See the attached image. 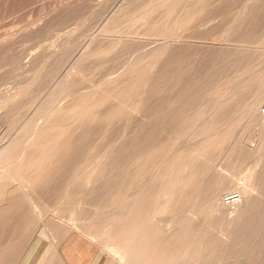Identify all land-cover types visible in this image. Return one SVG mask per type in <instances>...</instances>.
<instances>
[{
  "label": "rangeland",
  "instance_id": "1",
  "mask_svg": "<svg viewBox=\"0 0 264 264\" xmlns=\"http://www.w3.org/2000/svg\"><path fill=\"white\" fill-rule=\"evenodd\" d=\"M167 45L172 46V50H175L176 47L183 46L192 48L193 52L190 57L186 55H176V57L180 59L178 61H183V68L190 70V74L186 80L179 82L178 89H172L169 80H160L162 87L159 84L157 87L153 88V90H160V95L154 99H148L150 107H154L158 99H160L162 112L176 111L180 106L179 95L182 92L181 90L185 89V91H187L192 89L199 82H204V84H206L213 75L212 71L224 70L225 66L228 65L227 62L231 60L230 54L236 55L234 57L235 59L250 58L248 62H244L246 66H244L242 70L243 72L247 71L248 75L256 72L253 76L251 75V79H256L258 77V82H260L259 85L261 86L254 91L252 90L251 92L253 93H249V95H247L248 98L245 97L243 102L239 101L235 103V105L232 106L233 112L231 114L228 112L229 116L225 121H214V115H212V113H210V115H204L203 113L196 118L197 111L190 110V107H187L184 112V118L178 124V126L181 124V130L179 128L174 131H169L164 127L158 131V135L160 134V164H158L159 161L151 163L142 161V163L135 158L132 159V155L129 156V161L126 163L123 156L129 153L127 150L112 161L108 158V149L103 148L102 163L98 164L93 176L91 175L90 179H86V185L85 183L82 184L84 181L80 180V183L79 180H76L74 184L72 183L76 186L75 188L71 182H69H74L75 180H68L70 183L68 188L67 186L69 183L67 180L66 183L65 180H51L53 183L50 182L46 184L48 189L42 186L35 188L34 193L37 194V196L41 195V197L39 196L38 200L37 196L33 193L34 195L30 197V199L33 198V200L30 201L29 199L23 198L22 202L26 203L27 201L30 207H28L27 204L23 205L25 211H23L24 209L22 208V216L15 215L17 218L16 220L15 218H8V215L5 216L7 219L3 217L4 215L2 216L4 221L8 220L6 221L8 226H6V224L5 228L4 226H0V231L2 237L5 234L4 237L8 240L5 241L4 237L0 238V241L3 239V241H1L3 244L0 243V245L3 246H0V249L4 250L7 244L9 245V243H12L11 241H13L12 239H14V237L16 239L15 241H18L20 246L23 247L24 244L30 242V239L38 232H42L46 225L62 223L61 225L68 226L70 220H72V225L71 223L69 224L70 228L72 230L79 229L76 231L82 234L85 233L86 237L90 238L92 241L95 240L94 243H98L95 244L99 246L102 256L111 262V264H136L138 261L140 263V259H137L138 261L130 260L128 253L130 250V239L135 237V234H133L135 232L133 230L127 232V234L130 233V239L128 240L125 236L120 237V243L116 240L112 228L114 225L110 221L116 213L111 208H104L101 206L95 195L91 196L88 193H92L95 189L93 188L95 184H91L89 180L93 178H97V180H106L110 176H115L119 180H127L128 175L137 173V176H139L137 178L138 180L142 178L145 179V177L149 178V180L160 179V182L163 180H181L182 184L181 182L176 185L174 184V190H170L175 192L180 187L184 186L186 179H192L190 175L192 174L193 166L196 161L194 157H197L202 163H206V159L203 157L205 153H209V149L207 148L206 151V148H201L199 151H196L193 146L195 143H198L197 140L200 142L201 139L203 140V136L206 137L211 133V129H208V127L210 128L213 125L221 127L222 130H224L222 132L225 134L228 133L229 135L237 136L239 140L238 144L242 146L240 149L251 146L253 150L256 151L246 163L238 167L242 173L236 178L231 174L234 164L229 166L226 165L225 162L223 165H226L224 170L227 174L220 175L218 173L215 174L214 177L209 178V180H229L222 187L220 193L219 203L222 209L226 210L228 215L231 214V216L234 217L237 216V213L232 212L238 210L244 203L243 199H241L239 202L231 205V210H228L227 204L223 200V197L228 194L241 195L243 190L246 189L250 191L255 198L260 195V190H264V88H262L264 87V0H0V102L3 100L4 96L7 95L6 92H3L1 86L4 84L2 83L6 84L5 87H16L19 89L17 90L15 88L17 92H26V99L24 96H20V102H25L32 97L39 100L38 98H40V96L38 90L44 80L43 75L45 76L48 71H51L52 74L57 73L60 69L68 66L71 60L78 55L82 56L77 65L71 69L72 72H69L67 76L69 80L66 79V83L69 82L67 85L70 86L69 84L74 81L80 82L84 83L87 88L97 84L102 85L98 95L94 96V100L98 98L99 94L103 97L105 93L116 92V90L125 88L132 82L136 83L138 79H142L138 87L145 90L150 89L151 86L147 84L148 80L159 71L160 75H164L171 64L168 62L167 53L163 51L162 53L160 52V55H153L155 60L147 54L152 51L158 53L159 49H163L164 46ZM241 51H243V53ZM246 54L249 55L247 56ZM152 63L156 65L153 66ZM147 67L148 69L145 70ZM226 71L230 76L238 73L234 70L226 69ZM41 72H44V74ZM77 75L79 78L76 77L77 80L75 79L73 81V78ZM228 81V78H222L217 83L218 87L221 88L220 95L222 94L225 96L226 109L229 108V102L239 97V89ZM29 88H31V90ZM35 91L37 93H35ZM2 93L5 94L3 95ZM212 93L216 95L218 92L216 93V91H214ZM133 94L134 93H132V95ZM29 95L31 97H28ZM64 95V90H57L54 94V101L60 102ZM22 97L24 101H22ZM115 103V97H110L104 102L106 106ZM221 104L222 106L224 105V103ZM66 106L67 104L65 107ZM203 108H205V104L202 105V109ZM134 114H136L135 111L128 107L126 116L131 115V117H128L136 120L140 114L137 112V117H135ZM139 118L140 120L137 119L138 121L148 126L150 125L149 121L151 118H145L141 115ZM125 121L127 123L128 119L123 120L120 124H125ZM165 124H167L166 118H164V126ZM194 126L198 127V129L195 130ZM153 127L158 128L154 123ZM136 129L137 126L135 121L131 130L133 131ZM136 135L145 134L135 133L132 137ZM197 137L200 139H197ZM181 139L182 141H180ZM122 143L123 140H120L118 144L120 145ZM203 150L204 152H202ZM188 151H190V153ZM214 154L216 155L218 153L214 152ZM186 155L189 157H185ZM181 157H183V159H181ZM140 163L143 165L141 166ZM146 164H148V166ZM13 182L16 183L18 188L12 185L15 184ZM10 183H12L11 185L17 188L19 190L18 192L23 196L25 183L22 180H13ZM76 183L79 185L77 186ZM169 184L170 183H160V196L163 195L164 189L167 190V186L170 187ZM82 186L83 188L86 186L87 192L85 188L84 190L82 189ZM80 187L83 194L78 190ZM91 187L93 189H91ZM176 187L178 188L176 189ZM132 192H128V194L130 196L137 195ZM74 194L76 196H74ZM77 195L79 198H77ZM81 195L82 198L84 195L88 197L89 200H86L84 197L83 200L86 202L84 203L82 198H80ZM43 196H45V198H43ZM63 197L68 198L64 200ZM75 197L81 199V203H83L79 205L80 200H77ZM226 198L227 197H225V199ZM55 199L59 201L55 202ZM174 199L175 195L171 193L170 198L168 197L166 203L160 209V216L156 217L155 221L160 225V239L164 236L175 237L180 232L176 222L178 221V216L174 212ZM35 200H38L39 203ZM76 200L78 201L77 203ZM34 201L36 204H34ZM57 202H59L60 206H58ZM60 202H62V204ZM42 203L45 204V206L47 204L48 207L42 206ZM53 203L56 204L53 205ZM95 205H97V207ZM61 206L64 207V209L61 208ZM69 206L74 208L72 212ZM95 207H99L100 209H95ZM42 208H49L50 210L48 209L44 212L45 209ZM56 208L60 212H58ZM78 208H80L79 211ZM37 209L39 212L41 211V214H38ZM55 210L58 215H56ZM65 211H68V213ZM110 211L114 213H108ZM97 212L100 216L96 217L95 214H97ZM26 213H28V215H26ZM33 213L34 215L31 217ZM52 213L55 216H53ZM104 214L105 216H103ZM106 214H111L112 217ZM72 215L73 217L77 216L74 217V219ZM85 215L87 220L83 219ZM210 217L214 220H220L218 223H210L207 221V224L204 226V230H206L208 236L211 237V234H213L215 230H224L226 228V220L221 219L220 216L210 215ZM89 218L92 222V219L97 218L96 220H98V218H100V222H98V224L96 223V226L95 223H91ZM187 218L191 220V218L194 217L188 214ZM75 220L77 222H75ZM96 220L94 222H97ZM27 221H29V223ZM53 221H55V223H53ZM14 223H18L19 225ZM90 223L91 228L89 225ZM109 224L112 225L110 226ZM16 225L21 229L19 227H14ZM34 225L37 227L33 230L34 227L32 226ZM13 227L18 233L13 234ZM96 229L100 230L98 231ZM22 231L25 233H20ZM28 232L31 233L30 236L33 233L30 239ZM95 233L98 235H95ZM23 235L24 237H22ZM91 235L95 237L92 236L93 238H91ZM97 236L101 237L99 238ZM103 238L104 240H102ZM21 240L23 241L20 242ZM5 242L9 243L4 244ZM23 242L24 244H21ZM205 244L199 245L197 248H192L186 244L180 247L178 246L177 250L180 252L178 264H225L223 261H216L213 263V260L218 258L219 252L215 247H208ZM100 245L102 246L100 247ZM185 246L187 248H185ZM118 256L121 258H117ZM126 256H128V258ZM247 256L248 255L236 257L234 260H236L237 264H248L246 262ZM125 258L128 261H126ZM120 261L122 263H120Z\"/></svg>",
  "mask_w": 264,
  "mask_h": 264
},
{
  "label": "bare ground",
  "instance_id": "2",
  "mask_svg": "<svg viewBox=\"0 0 264 264\" xmlns=\"http://www.w3.org/2000/svg\"><path fill=\"white\" fill-rule=\"evenodd\" d=\"M171 48L172 46L167 45L164 46L163 49H159L158 53L152 51L147 54L148 56H151L154 59L153 55H160V52L162 53L163 51L167 53L168 62L171 64L169 65L168 71L165 72L164 75H160V71H159L157 74H155L152 78L148 80L147 84L148 86H151L150 89L145 90L138 87V85L140 84L139 82L142 80V79H138L136 83L132 82L130 85L126 86L125 88L116 90V92L105 93L103 97L101 96V94H99L96 100H94V96L98 95L102 85L97 84L91 86L90 88L89 87L87 88L84 83L74 81L76 77H78V75L75 76V78H73L74 82L72 81L73 83H70L69 84L70 86L67 85L69 82L66 83L67 82L66 79L69 80V78H67L69 72L74 66L77 65L82 55H78L76 58H73L68 66L64 67L63 69H60L57 73L52 74L51 71L50 72L45 71L47 72V74L45 76L43 75L44 80L42 81V83L40 81L41 85L39 84L40 85L39 90L37 88L40 96V98H38L39 100L35 99V97H32L25 102H20L19 97L20 96L25 97L27 95L26 92L24 91L17 92V90L19 89H17L16 87H5L6 84L2 83L3 80L1 81V83L4 84L1 86L3 92H6L7 94L0 102V226L1 227L4 226L5 228V224L7 223L6 221H8V220L6 221L3 220V217H5L6 215H8V218L10 217L11 219L15 218V220L17 219L16 216L19 215L22 216L21 211L22 208L24 207L23 205L27 204V201L26 203L22 202L23 198L29 199L30 201L33 200V198L30 199V197H32V195L35 194L34 193L35 188L37 187L39 188L40 186L46 187V184L50 183L51 180H65V183L66 180L67 182L68 180H75L74 182L69 181L71 182V184L72 183L74 184L76 180L79 181L82 180L84 181L82 184L85 183L86 185L87 182L86 179L88 178L90 179L91 175L93 176L98 164L102 163L101 158H102L103 148L108 149V158H110V160L112 161L115 160V158L118 157V155L122 154L125 150H127L129 151V153L123 156L126 163H128L129 161V156L132 155V159L135 158L139 162L143 161L146 163H151L154 161H159L158 164H160V145H159L160 134L158 135V131L164 127L169 131H174L179 129L181 124L179 126L178 124L184 118V112L186 111L187 107H190V110L197 111L196 118H198L203 113L204 115H210V113H212V115H214V121L216 122L225 121L229 116L228 112L230 114L233 112L232 106L235 105V103H238L239 101L243 102L245 97L248 98L247 95H249V93H253L251 92L252 90L254 91L261 86L259 85L260 82H258V77L256 79H251V75L253 76L254 73L256 72L248 75L247 71L243 72L242 70V68L246 66L244 62H248L250 58L245 57L243 59H235L234 57L236 55L230 54L231 60L227 62L228 65L225 66L224 70L212 71L213 75L210 81H207L206 84H204V82H199L192 89H189L187 91H185V89L181 90L182 92L179 95L180 106L176 111L162 112V109L160 107V99H158V102L155 104L154 107H150L148 104L149 101L148 99H152V98L154 99L158 95H160V90H153V88L157 87L160 84V80H164V79L169 80L171 88L178 89L179 82H183L184 80H186L190 74V70L183 68L182 65L183 61H178L180 59L177 58L176 55L179 54L190 57V55L193 52L192 48L184 47V46L176 47L175 50H172ZM241 52L243 53V51ZM152 65L155 66L156 64L152 63ZM147 69L148 67L145 70ZM226 69L234 70L235 72L238 73H236V75L230 76L228 75ZM41 73L44 74V72ZM222 78L224 79L228 78L229 79L228 82H231L234 86H236V88L239 89V97L236 100L228 103L229 105L228 109H226L225 96L222 94L220 95L221 88H219L217 84L218 81L221 80ZM29 89L31 90V88ZM57 90L58 91L64 90L65 92V95L64 97H62L60 102L54 101L55 99L54 94ZM214 91L218 93L214 95V93H212ZM35 93L37 92L35 91ZM132 93L134 94L132 95ZM30 95L28 97H31ZM110 97H115L116 103L113 105L106 106L104 102H106L107 99ZM22 101H24V98ZM221 103H224V105L222 106ZM66 104L67 106L65 107ZM203 104H205V108L202 109ZM128 107L132 108L136 114L138 112L141 116L145 118L146 117L151 118L149 121L150 125L148 126L145 123L138 121L137 119L140 120L139 114L136 120L133 118L132 120L130 118L131 115H133L131 113H130L131 115H128L130 117L126 116ZM136 114H134L135 117H137ZM126 118L128 119L127 123L125 121V124H120L122 123L123 120H127ZM164 118L167 119V124H165V126H164ZM135 121H136L137 129L132 131L131 128L132 125L135 123ZM153 123L156 124L158 128H154ZM194 129L196 130L198 129V127L194 126ZM208 129H211V133L206 137L202 135L203 140L201 139L202 141L200 140V142L197 140L198 143H195L193 146L194 150L196 151H199L201 148H206V151L207 148L209 149V153L208 154L205 153V156L203 157L204 159H206V163H202L200 160L197 159V157H194V160L196 161H195V165L193 166L192 174L190 175L192 179L191 180L190 178L189 180L186 179L184 186L180 187L175 192L170 190L175 188V186L173 185L179 184L181 180H163L162 181L163 184L170 183L169 184L170 187L167 186V190L164 189L163 195L160 196V183H162L160 182V179L149 180V178L145 177V179L142 178L141 180H138L137 178L139 176H137V173L128 175L127 180H119L115 176H110L106 180H97V178H93L89 180V182L91 181V184L94 183L95 186L96 185L97 186L95 187L93 185L94 186L93 188L95 189L92 191V193L91 192L88 193L91 196L95 195V197L99 200L101 206H103L104 208L105 207L111 208L116 213L114 217H112L111 215L114 212L111 213L110 211L108 213L111 214H106L112 217L110 221L114 225V227L112 228L116 240L120 243V237L122 236L127 237L128 240L130 239L129 236L130 233L127 234V232L129 230H133L135 232L133 233L135 234V237H132V239H130V243H129L130 250L128 251L130 260L132 259L134 261L135 260L138 261L137 259H140V263L139 261L137 263L136 262L134 263L178 264L180 259V255H179L180 252L177 250L178 246L180 247L186 244L192 248H197L199 245L201 246L206 243L205 245H207L208 247H215L219 252L218 258L216 260H213V263H215L216 261H223L225 262V264H231V263L237 264L234 258L241 257L243 255H248L246 260L248 264H264V190L263 189L260 190L261 193L260 195L257 196V198L252 196L251 192L246 189L243 190V193L241 195L240 194L235 195L231 193L225 196L227 197L226 199L225 197H223V200L227 204L228 210H231V205H234L236 202H239L241 199H243L244 201L242 205L240 204L241 206L239 207L238 210H234L232 212V213H237V216L232 217L231 214L228 215L227 211L222 209L221 204L219 203L222 187L229 180H209V178L214 177L215 174L218 173L220 175L227 174L224 170L226 165L232 166L233 164L234 165L232 166L233 169L231 170V174L236 178L239 174L242 173L240 172L238 167L246 163L256 151L253 150L251 146H250L251 148L246 147L240 149V147L242 146H239L240 144H238L239 140L237 139V136L229 135L228 133L225 134L224 132H222L224 130H222V128L219 126L213 125L210 128L208 127ZM135 133H142L145 135H136L132 137V135ZM198 138L199 137H197V139ZM120 140H123V143L119 145L118 143ZM180 141H182V139ZM188 152L190 153V151ZM202 152H204V150ZM214 152L218 154L215 155ZM185 157H189V156L186 155ZM181 159H183V157H181ZM191 162L193 161L191 160ZM224 162L226 164L225 166L223 165ZM142 165L143 164H141V166ZM146 165L148 166V164ZM11 180L12 181L22 180L25 183V191L23 192V196L21 195L20 192H18L19 190L17 189L18 187L16 186V183L15 182H13L15 184L10 183L12 182ZM11 184L16 186L17 188H14V186H12ZM76 185L78 186L79 184L76 183ZM69 186L70 183L67 187L69 188ZM74 187L76 188V186ZM85 187L86 186H84V188ZM46 188L48 189V186ZM84 188L82 186L83 190ZM93 188L91 187V189ZM177 188L178 187H176V189ZM82 189L81 187L78 188V190H80L81 193H82ZM63 190L65 191L64 188ZM85 191L87 192V188H85ZM128 192L136 193L137 195L130 196ZM171 193L175 195L174 212L178 216V221L176 222H177V227H179L180 229V232L175 237L164 236L160 239V225L158 224V222L156 223L155 220L157 216H160V209L166 203L168 197L170 198ZM75 194L74 196H76ZM35 195L37 196V194ZM39 196L41 197V195ZM39 196H37L38 200H39ZM84 197L85 196L83 195L82 198L81 195L80 198H82L83 200ZM43 198H45V196H43ZM67 198L63 197L64 200ZM77 198H79L78 195ZM85 198L86 200L88 199V197ZM38 200L35 201L39 203ZM77 200H80L79 202L80 204L78 203L79 205H81L84 202L83 200V202L81 203L82 201L81 199H77ZM77 200L76 203L78 202ZM35 201L34 204H36ZM56 201L59 200L55 199V202ZM57 203L58 206H60L59 202ZM60 203L62 204V202ZM55 204L56 203H53V205ZM28 205L30 204H27V206ZM43 205L45 206V204L42 203V206ZM97 205L95 206L97 207ZM64 207L61 206V208L63 209ZM96 207L95 209L99 208ZM80 208H78V211ZM90 208L89 210L91 211ZM48 209H45L44 212H46V210ZM72 209L74 208L70 207L71 212ZM23 211H25V209ZM65 212L68 213V211ZM98 212L97 214H95L96 217L100 216ZM39 213L41 214V211L39 212L38 210V214ZM76 213H77V209H76ZM80 213L82 214L81 211ZM188 214L193 215L194 218H191V220H189V218H187ZM26 215H28V213H26ZM33 215L34 213L31 215V217H33ZM56 215H58L57 212ZM210 215L220 216L221 219L226 220V228L224 230L222 229L215 230L213 234H211V237L208 236V233L206 232V230H204V226L207 224V221H209L210 223L212 222L218 223L220 220L218 219L214 220L210 217ZM103 216H105V214ZM85 217L86 215L83 217V219L87 220V218ZM100 218H98V220H96L97 218L92 219L93 222L91 221L90 218L89 220L91 221V223L93 224L95 223L96 225V223L98 224V222H100L99 221ZM95 220L97 222H94ZM24 221L23 224L26 222ZM55 221H53V223H55ZM71 221L72 220H70V223L72 225L73 221L72 222ZM104 221L107 222L106 220ZM27 222L29 223V221ZM75 222L77 221L75 220ZM18 223H14V224H18ZM91 223L89 224L90 228H91ZM57 225L56 228H58ZM6 226L8 225L6 224ZM37 226L35 225L32 226L34 227L33 230ZM14 227L18 228L19 226L16 225ZM14 227L12 228L13 229L12 231L15 232L13 234H16L18 233V231H16ZM47 229L48 228H46V230ZM66 230H68L67 227ZM24 231L20 233L23 234L25 233ZM56 232H60V231L56 230ZM63 233L66 236L71 232L65 234L64 231ZM28 234L30 239L33 233L31 236H30L31 233L28 232ZM96 234L97 233H95V235ZM0 235H1L0 238H3L5 236L4 234V236L2 237L1 231H0ZM24 235L22 237H24ZM92 236L93 235H91V238L95 237ZM6 240L8 239H5V241ZM14 240L12 244L19 246V243L15 242ZM23 240H21L20 242H22ZM102 240H104V238ZM1 241H3V239ZM1 241L0 243L3 244V242ZM30 241L32 240L30 239ZM7 243L5 242L4 244ZM21 244H24V242ZM101 246L102 245H100V247ZM8 247L11 248V246H8L7 244V249H9ZM185 248L187 247L185 246ZM1 250L2 249H0V251ZM22 252L23 251L20 252V255H22L21 254ZM55 255H57V253ZM2 256L4 255L2 254ZM120 256H118L117 258L123 257ZM126 257L128 258V256ZM3 258L6 257L4 256ZM1 260L0 263H2L3 261ZM6 260L7 259H5V261ZM50 260H48L49 264L51 262ZM125 260L128 261L126 258ZM121 261L120 263H122ZM13 263L15 262L13 261Z\"/></svg>",
  "mask_w": 264,
  "mask_h": 264
},
{
  "label": "crops",
  "instance_id": "3",
  "mask_svg": "<svg viewBox=\"0 0 264 264\" xmlns=\"http://www.w3.org/2000/svg\"><path fill=\"white\" fill-rule=\"evenodd\" d=\"M56 225L57 224H50V225H47L50 227L45 226L44 230H43L44 232L43 231L40 232L41 235L38 232L39 234L37 233L31 239L32 240V241H30L31 243L28 242L29 244L26 243L28 245L24 244L23 247L20 246V243L18 241H15L14 240L15 238H14L13 240L15 242H18L20 247L17 245H13L12 244L13 241H11L12 243H9L11 245H8V246H11V248L8 247L9 249H7V247H6V248H4V250H1V252H0V255H1L0 260L2 259L4 261L3 262L1 260L2 263H0V264H41V263L42 264H49L48 260H50V258H51L50 264H53L55 262V260H56L57 264H111V262H109L105 257L102 256V253H101L99 246L97 244H95L92 240H90V238L88 239V237H86L84 234H81L79 231L72 230L69 226H64V225L58 224L57 225L58 228H56ZM66 227L68 228V230H66ZM46 228H48V229L46 230ZM53 228H55V229H53ZM56 230H58L60 232H56ZM64 231H65V234H67L69 232H71V233L67 234L68 236L67 235L65 236L63 233ZM66 231H69V232H66ZM49 232H50V234H49ZM13 233H15V232H13ZM59 234H60V236H59ZM45 235L47 238L45 237ZM50 235H53V236H50ZM49 237H52V238H49ZM64 237H66V238H64ZM15 244H17V243H15ZM55 244H57V245H55ZM53 245H55V246H53ZM25 246H26V249H25ZM21 247H22V249H21ZM51 249H52V252H51ZM8 250H9V253H8ZM21 251H23L21 253L22 255H20ZM10 252H11V254H10ZM50 252H51V254H50ZM53 252H54V254H53ZM1 253L6 258H3L4 256H2ZM56 253H57V255H55ZM14 255H15V257H14ZM19 256L21 257V259ZM5 259H7L6 261L8 263L5 261ZM17 260H19V261H17ZM13 261L15 263H13ZM56 262L54 264H56Z\"/></svg>",
  "mask_w": 264,
  "mask_h": 264
}]
</instances>
